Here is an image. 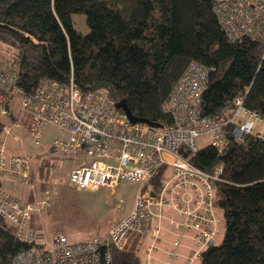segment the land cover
Returning a JSON list of instances; mask_svg holds the SVG:
<instances>
[{"label":"trees","instance_id":"obj_1","mask_svg":"<svg viewBox=\"0 0 264 264\" xmlns=\"http://www.w3.org/2000/svg\"><path fill=\"white\" fill-rule=\"evenodd\" d=\"M215 2L0 0V23L9 26L0 27V43L15 49L0 52V60L18 71L26 93L44 79L68 86L73 77L83 91L105 93L114 103L125 98L134 115L163 126L174 121L166 100L190 62L197 61L209 68L204 114L225 120L233 112L231 102L242 96L245 108L264 120V42L229 39ZM75 12L85 13L88 33L74 26ZM3 117L11 121L17 115ZM20 119L28 128V116L21 113ZM7 121L0 118V140ZM227 132L224 150L200 144L190 158L210 173L222 169L214 186L225 234L203 251L198 264H264V121L241 140L232 125ZM47 162L33 166L31 177H48L57 163ZM2 176L0 171V188ZM163 177L160 170L152 179L156 188ZM44 184L42 189L58 187ZM29 246L0 216V264H15V256ZM110 264L144 262L137 250L114 249Z\"/></svg>","mask_w":264,"mask_h":264},{"label":"built area","instance_id":"obj_2","mask_svg":"<svg viewBox=\"0 0 264 264\" xmlns=\"http://www.w3.org/2000/svg\"><path fill=\"white\" fill-rule=\"evenodd\" d=\"M214 9L232 41L250 38L264 42V0H216ZM208 83L209 68L190 62L164 105L173 113V123L153 126L131 121L105 93L83 91L73 77L68 86L44 79L26 93L19 84L18 71L0 60V115L12 118L14 100L20 94L21 113L28 116V129L36 145L42 146L45 128L54 125L59 132H68L67 139H52L57 149H84L89 156L118 158V164L93 159L74 167L69 179L71 187L97 190L115 186L125 178L140 184L126 215L113 218L104 233L77 241H70L62 233L49 237L42 228L31 224L35 215L54 203L59 193L56 186L47 185L41 197L32 200H19L1 187L0 216L10 221L17 235L30 245L15 256L14 263L110 264L114 249L132 247L143 248L145 264H153L154 251L163 238L164 219L171 209L179 219L170 220L177 237L168 251V264H198L203 251L216 243L219 232L214 181L222 171L210 173L192 163L191 156L200 148L199 137L207 136L206 144L224 150L228 126L232 125L235 138L241 140L259 121H264L245 108L242 96L231 102L233 112L225 120L204 114L202 95ZM3 129L0 171L33 185L29 156L10 154L3 138L15 134L10 121ZM160 170L164 177L156 188L152 179ZM188 230L194 245L180 260L178 248ZM148 238L150 241L145 243Z\"/></svg>","mask_w":264,"mask_h":264},{"label":"rangeland","instance_id":"obj_3","mask_svg":"<svg viewBox=\"0 0 264 264\" xmlns=\"http://www.w3.org/2000/svg\"><path fill=\"white\" fill-rule=\"evenodd\" d=\"M72 21L80 33L86 34L89 32L85 13H73ZM0 52L12 54L15 52V49H9L8 46L0 43ZM20 102L21 95L19 94L15 97L13 107L15 108V111H18V108L20 109L16 114L17 118H12L10 121L15 134H13L14 136L3 137L7 140L8 151L10 154L29 156L31 167L34 166L37 168V164L42 166L45 158L46 163H48L47 160H49V162L52 163L56 162L57 166L50 169V173L45 179H38L36 176H32L30 183L32 182L34 186L26 185L24 179L22 180L21 178L14 177V180H12L15 181L17 189L12 190V188H9L12 193L5 188L4 189L19 200H32L33 197H41L43 194L42 188L45 185L44 181L58 186L59 193L52 206L45 209L43 208L38 215H35L33 222L34 227L42 228L49 237L56 233H62L65 234L70 241H77L95 236L97 232L98 234L104 233L112 225L113 220L111 221L109 219L110 217L121 215L131 209L140 184L137 181L125 178L115 186H103L97 190L76 189L71 187L69 185V179L74 167L81 165L84 162L89 163L93 159H100L105 162L118 164V158L109 156H89L84 149L82 151H74L71 149L61 151L57 149L53 145L52 139L58 136L67 139L68 132L63 130L59 132V129L54 125H49L45 128L44 143L42 146L36 145L33 142L30 129L24 126L20 119ZM0 118L7 121V118L2 115H0ZM207 139L208 137L205 135L199 137L201 146L206 144ZM168 173H170V171ZM3 177L4 176H2V180L7 178ZM27 189L29 190L30 195L28 193L29 197L25 198V195L21 193L26 192ZM218 217L220 222L216 242L220 243L225 234L222 210H218ZM107 218L108 220L106 221ZM184 238L193 240L192 232L188 230L185 233ZM149 241L150 238L145 239V243H148ZM131 249L135 250V248L132 247ZM170 249H168V251ZM141 250L144 251L143 248ZM156 251L157 250L154 251V256L156 255ZM145 257L146 254L144 251V258ZM181 258L182 257H180V260ZM170 260L171 259H167L168 262Z\"/></svg>","mask_w":264,"mask_h":264},{"label":"crops","instance_id":"obj_4","mask_svg":"<svg viewBox=\"0 0 264 264\" xmlns=\"http://www.w3.org/2000/svg\"><path fill=\"white\" fill-rule=\"evenodd\" d=\"M18 112H19V110L18 111H15L16 114ZM12 179H13V177H7V178H4L2 180V185L1 186L3 188H5L9 192H11V190L9 188H12V190L17 189L16 183H15V181H13L14 179L13 180ZM25 188H27V187H25ZM28 193L30 195V192L27 189L26 192H23L21 194L25 195V198H27V197H29L28 196ZM128 212L123 213L121 215H115L113 217H110L109 219L112 221L113 218H115V217H117V218L122 217V216L126 215ZM167 215H168L167 216L168 218L164 219V229H163V234H162V237L163 238L160 240V242H159V248L155 252L156 255H155L153 264H167V262H168L167 259H170L169 258V255H168V249L172 248L173 239L175 237H177V235L172 231V228L173 227H172V224H171L170 220H172V219H179V218H178L176 212L174 210H171V209L170 210H167ZM184 236H182V241H181L182 244L178 248V251L180 252L181 257L183 255H185V254L188 253L190 246H193L194 245L193 240L185 239ZM137 251H139L141 253V255L143 257V262H144V259H145L144 258V251L141 250V249L140 250H137ZM144 264H145V262H144Z\"/></svg>","mask_w":264,"mask_h":264},{"label":"water","instance_id":"obj_5","mask_svg":"<svg viewBox=\"0 0 264 264\" xmlns=\"http://www.w3.org/2000/svg\"><path fill=\"white\" fill-rule=\"evenodd\" d=\"M0 27L9 28V26L7 24H4V23H0ZM115 105L117 108L123 110L126 113V115L128 116V118L133 122H145V123L151 124L153 126H162V124L151 122L147 118L138 117V116L134 115L125 98L117 101L115 103Z\"/></svg>","mask_w":264,"mask_h":264}]
</instances>
